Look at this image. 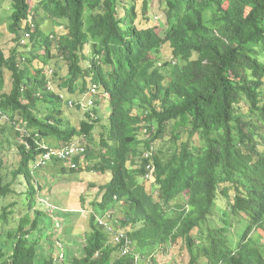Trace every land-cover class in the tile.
Listing matches in <instances>:
<instances>
[{
  "label": "trees",
  "instance_id": "trees-1",
  "mask_svg": "<svg viewBox=\"0 0 264 264\" xmlns=\"http://www.w3.org/2000/svg\"><path fill=\"white\" fill-rule=\"evenodd\" d=\"M6 2L0 27L14 43L0 46V264H36L38 191L60 164L108 175L93 206L123 218L113 211L105 227L93 213L84 256L45 253L42 264H157L180 240L191 264H264L253 235L264 230V0H0V9ZM46 15L56 28L44 36ZM102 98L110 126L97 142ZM74 107L85 111L78 126L63 117ZM7 127L20 138L18 162L4 160ZM79 146L82 160L60 159ZM149 164L154 179L142 181ZM17 184L20 219L18 202L3 206ZM219 195L229 201L222 215L241 224L236 245L228 227L209 225Z\"/></svg>",
  "mask_w": 264,
  "mask_h": 264
},
{
  "label": "rangeland",
  "instance_id": "rangeland-1",
  "mask_svg": "<svg viewBox=\"0 0 264 264\" xmlns=\"http://www.w3.org/2000/svg\"><path fill=\"white\" fill-rule=\"evenodd\" d=\"M10 7L11 4L6 2L0 9V18L2 20L9 19ZM157 10L158 8L156 7V12ZM39 22H42L41 27L45 33L44 36L56 28L55 23L49 19L47 15L46 17H43V21L42 19H39ZM13 40V35L7 30V25H2L0 27V46L8 52L13 47ZM165 47H167L165 52L159 54L165 57L164 62L171 56L169 50L171 49L170 44H166ZM62 70L63 71H59L58 80L66 75V69L63 68ZM7 80H10L9 76H7ZM99 101L100 104L98 105L99 109L97 115L101 118V122L96 125L94 131L96 133L95 139L97 142H100L103 136L107 138L106 129L108 130L110 126V108L108 101L105 98H102ZM86 104L88 105V103L85 102L84 105L87 106ZM84 108L89 109L86 107ZM68 111L69 114L67 115L66 109L64 108L63 117L65 119H68L69 117L71 122L75 126H78L80 121L84 119L85 111H83V108L81 111H78L75 107ZM102 125L106 127V129ZM7 129V134L10 139L6 140V149L2 150V152L6 153L4 160L18 162V147L16 144L20 142V138H18L14 129L12 131L10 127H7ZM2 135L3 134L0 133V138ZM159 146L162 145L160 144ZM61 168V164L58 166L50 165V167H47L45 174L49 175V178L45 183V189L38 191V203L36 209L43 211L45 214L44 217L42 216L40 218L37 233L34 234L35 238H38L40 234L44 237V239H41L40 241L38 251L40 255L39 257L37 256L36 264L43 263L45 258L43 255L45 253H48L49 255L53 254L55 257H59L60 254H62V257L63 255L66 257L67 262L74 257H83L84 246L86 245L87 237L92 230L91 216L93 213L96 214L100 220H102L103 217L105 218V216L108 217L113 211H115L113 214L114 217L117 219L123 218L119 207H116L115 210L110 212L109 209L103 211L101 208L93 206V204L100 203L102 200L103 193L101 191V186L108 183V179L106 178L108 175L89 172H79L75 174L68 172L64 174L60 172ZM93 179L95 187H89L91 183L89 180ZM16 186L18 190L17 193L4 201L3 206H9L13 202H18V205L13 207V209L17 210V215L20 219L26 212V209H24L26 207L23 205L24 199H22L25 189L18 184ZM44 200H47V203L50 206L48 205V207H46L47 204H43V202H45ZM228 203V200L219 195V198L216 201L215 214L210 219L209 225L212 228L228 227L229 235L234 239V245H236L239 237L237 236V233L241 229V224L238 222L237 218L234 219V216L232 215H228L227 217L222 215V211H228ZM104 212L107 214H104ZM107 219L109 220L110 218ZM16 226L17 224L13 222L5 226L4 229L14 233V228ZM197 232L198 230L194 231L195 234H197ZM257 234L258 236H261L262 242L264 243V230L253 232V235ZM5 238H7V233ZM184 243V241L180 240L173 249L169 251H161L160 253L162 255L158 257L157 264H191V255ZM40 256L43 257L40 258Z\"/></svg>",
  "mask_w": 264,
  "mask_h": 264
},
{
  "label": "built area",
  "instance_id": "built-area-1",
  "mask_svg": "<svg viewBox=\"0 0 264 264\" xmlns=\"http://www.w3.org/2000/svg\"><path fill=\"white\" fill-rule=\"evenodd\" d=\"M90 105H93V103L90 102ZM84 153H85V149L84 148H81V147L75 148V147H73L71 151L59 152V156H60V159H65V158L69 157L72 154H77L78 156L83 157ZM151 155H152L151 152H147L145 154V157L146 158H150ZM47 158H49V156H47ZM154 169H155V167L152 164L147 165V173H146V176H145L146 179H148V180H152L153 179V177H154ZM100 224L107 226V223L104 220H100ZM122 240H123V234L117 236L115 238V240H114V243H116V244L117 243H121Z\"/></svg>",
  "mask_w": 264,
  "mask_h": 264
},
{
  "label": "clouds",
  "instance_id": "clouds-1",
  "mask_svg": "<svg viewBox=\"0 0 264 264\" xmlns=\"http://www.w3.org/2000/svg\"><path fill=\"white\" fill-rule=\"evenodd\" d=\"M80 146H81V145H80ZM80 146H79V147H80ZM145 154H146V153H145ZM151 154H152V153H151ZM151 156H152V155H151ZM144 157H145V155H144ZM78 158H79V160H82V158H84V157L78 156ZM145 159H148V158L145 157ZM146 173H147V172H146ZM146 173H144V175H143V177H142V181H148V182L153 181L154 177H153L152 180H148V179L145 178ZM107 218H110V216H108V217H106V218L103 217L102 220H104V221L107 223V226H108ZM99 220H100V218H99ZM99 224H100V223H99ZM100 225H101V224H100ZM103 226H105V225H103ZM107 226H105V227H107ZM121 234H122V233H113V234L111 235V241L114 242L115 238H116L117 236L121 235Z\"/></svg>",
  "mask_w": 264,
  "mask_h": 264
}]
</instances>
